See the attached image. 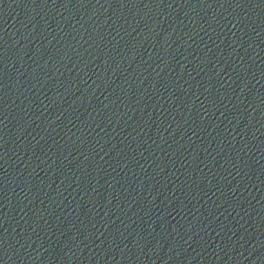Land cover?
I'll use <instances>...</instances> for the list:
<instances>
[{
	"label": "water",
	"instance_id": "water-1",
	"mask_svg": "<svg viewBox=\"0 0 264 264\" xmlns=\"http://www.w3.org/2000/svg\"><path fill=\"white\" fill-rule=\"evenodd\" d=\"M0 264H264V0H0Z\"/></svg>",
	"mask_w": 264,
	"mask_h": 264
}]
</instances>
